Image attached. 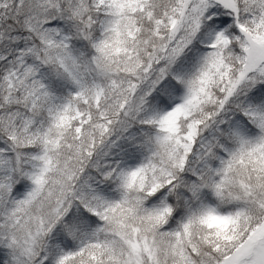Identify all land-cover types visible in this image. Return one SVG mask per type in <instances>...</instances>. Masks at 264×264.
Listing matches in <instances>:
<instances>
[{"label":"snow or ice","instance_id":"obj_1","mask_svg":"<svg viewBox=\"0 0 264 264\" xmlns=\"http://www.w3.org/2000/svg\"><path fill=\"white\" fill-rule=\"evenodd\" d=\"M0 264H264V0H0Z\"/></svg>","mask_w":264,"mask_h":264}]
</instances>
